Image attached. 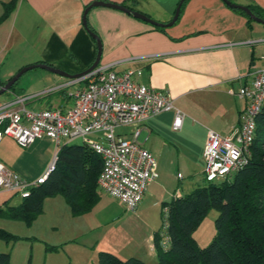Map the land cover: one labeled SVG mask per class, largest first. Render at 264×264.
Segmentation results:
<instances>
[{
    "label": "crops",
    "instance_id": "obj_1",
    "mask_svg": "<svg viewBox=\"0 0 264 264\" xmlns=\"http://www.w3.org/2000/svg\"><path fill=\"white\" fill-rule=\"evenodd\" d=\"M8 1L0 0V17L2 5ZM92 1L18 0L15 10L0 21V79L7 81L23 66L35 63L48 62L61 68L68 66L71 43L83 28V9ZM105 1L126 2L135 10L164 23L172 18L180 0ZM230 2L264 9V0ZM237 9L223 0H186L176 21L164 27V31L149 23L142 24L140 19L117 9L95 6L89 10L88 25L102 41L100 64L109 65L117 72L133 70L137 82L168 90L182 119L180 127L174 129V109L153 115L145 120L138 138L156 158L158 173L148 185L136 208L137 213L133 211L137 216H151V224L146 225L145 231L137 234L136 227L130 223L121 234L112 232L103 238L109 231H103L101 235V230H96L97 221L93 216L100 199L89 212L73 216L61 195L47 197L43 201V212L31 226L39 223L48 232L50 241L47 240V244L60 247L56 252H46L43 248L44 264H94L99 251L111 252L121 259L136 257L148 264L156 259L153 236L161 228L149 209L157 211L164 202L195 188L191 182L185 181L182 186L184 194H180L177 185L180 176L175 172L182 169L190 177L203 174L207 131L225 136L239 126V115L246 101L236 92L251 82L253 69L264 66V24L253 19L248 21L249 16ZM41 78L50 79L45 74ZM67 79H55L52 89L37 94L36 98H40L51 90H59L62 100L57 105L46 103L31 110L69 108L73 100L64 89L70 86L67 84L72 79ZM46 90H49L48 94L43 93ZM41 93L45 95L40 96ZM12 95L8 101L0 98V104L10 102L16 96L26 98V108L33 101L20 87L14 88ZM118 133L125 138L130 136L127 127L118 129ZM16 147L22 148L9 137L0 142V161L6 167L16 168ZM47 167L33 177L8 168L33 180ZM50 231L64 233L56 236ZM42 238L46 240V237ZM117 239H135L137 243L123 246Z\"/></svg>",
    "mask_w": 264,
    "mask_h": 264
},
{
    "label": "built area",
    "instance_id": "obj_2",
    "mask_svg": "<svg viewBox=\"0 0 264 264\" xmlns=\"http://www.w3.org/2000/svg\"><path fill=\"white\" fill-rule=\"evenodd\" d=\"M133 75V70L117 72L109 65L99 64L67 84L70 85L68 96L73 100L67 109L31 110L25 107L24 96L0 104V142L9 137L26 148L46 136L56 145L46 171L33 180L20 176L0 161V191L27 197L54 168L61 140L79 139L102 160L98 188L119 200L125 210L135 211L148 185L158 177L156 158L138 141L144 122L153 115L174 109L172 128L178 129L182 115L168 90L139 83ZM236 95L246 101L239 115V126L225 136L207 131L203 149L206 180L223 179L248 163L256 116L264 108V66L253 69L251 82L241 86ZM125 127L129 128V138L118 133V129ZM166 229L167 208L164 207V223L158 232L164 250L169 245Z\"/></svg>",
    "mask_w": 264,
    "mask_h": 264
},
{
    "label": "trees",
    "instance_id": "obj_3",
    "mask_svg": "<svg viewBox=\"0 0 264 264\" xmlns=\"http://www.w3.org/2000/svg\"><path fill=\"white\" fill-rule=\"evenodd\" d=\"M185 1L181 2L179 13ZM17 2L9 0L3 3L0 21L15 10ZM121 4L135 10L131 4ZM246 6L264 20V9ZM237 10L245 14L241 9ZM248 21L251 18L248 17ZM153 26L164 31V27ZM96 52L94 38L83 27L71 43L68 66L55 67L69 74L81 72L93 63ZM5 82L0 79V87ZM101 167L100 156L86 144L64 142L59 146L54 168L46 180L32 188L27 197L20 198L17 205H10L9 200H5L0 205V217L31 225L43 212L44 199L56 195L64 198L71 215L85 214L100 199L97 177ZM162 207L167 208L169 245L166 250L162 249L159 234L155 232L156 264H264V108L256 116L248 163L242 169L223 179H205L203 184L183 196L164 202ZM210 209L218 211L214 222L215 234L207 246L200 247L193 234ZM16 238L17 235L0 228V239ZM44 246L46 252H56L60 247L47 243ZM0 264H10L8 252H0ZM94 264L148 263L136 257L121 259L111 252L99 251Z\"/></svg>",
    "mask_w": 264,
    "mask_h": 264
},
{
    "label": "rangeland",
    "instance_id": "obj_4",
    "mask_svg": "<svg viewBox=\"0 0 264 264\" xmlns=\"http://www.w3.org/2000/svg\"><path fill=\"white\" fill-rule=\"evenodd\" d=\"M140 22L142 24H148L145 21L140 20ZM43 74L48 76L50 79L43 80L41 78V75ZM55 79L58 81L68 80L67 78L59 76L58 74L36 67L23 73L16 81L17 83L14 85V87L22 88L25 92V95L29 96V100H33L32 103L28 105V109H32V107L38 109L39 106H42L46 103L57 105L59 101L62 100L59 90H51L49 94L47 93V91L49 90H46L43 93H47L48 95H46L45 97L36 98L38 92L40 93V91L42 92L44 89H52V85L56 82L54 81ZM64 90L68 94L70 91V87H66ZM43 93H41L40 96H42ZM0 98L7 101L12 99V90L0 94ZM78 141L79 139L72 141V143H78ZM61 142H63V140H61ZM55 152L56 145L54 140L43 136L34 141L26 148L16 147V168H13V166L10 165H8V167H10L11 169L19 170V172L26 177L30 175L31 177H33L36 176L37 172L44 171L42 169L48 166L49 162L53 159ZM177 173H179L180 176L179 178H177V185L180 186V194H184L182 186L185 181L191 182L193 187L201 185L205 182V177L202 173H198L193 177L185 174L182 169L175 172L176 176ZM175 187L178 186L175 185ZM99 192L100 202L98 204V207L94 209L93 216L97 221L96 223L98 227L96 226V230L98 232L101 230V235L103 231H109V233L104 235L103 238H105V236L109 237L112 232L121 234V230L130 223L132 224V226L136 227L135 230L137 231V234L143 233L147 227L146 225L149 223L151 224L150 215L148 217H146L145 215L137 216V210L135 211L136 213L127 211L123 208L119 200L108 196L101 190H99ZM58 196L60 197V195ZM8 199L10 205H17L20 202V197L18 195H14L13 193L7 191H0V205L4 200ZM148 201L149 199H147V203ZM45 208L47 209V203ZM149 210L150 212H153L154 220L158 221V228H162L164 223V207L158 206L157 211L151 209ZM217 216L218 211L216 209H210L194 231L193 237L198 246L205 247L211 242L215 234L214 222ZM0 228L5 229L11 234L18 236V238L8 241L0 239V252H8L10 254V264H44V242H46L47 240L50 241V238L49 235L46 234L48 232H45L46 230H43L40 227L39 223L31 226L26 225L23 221L20 220L0 217ZM50 233L58 236L61 233H64V231H60L57 233L50 231ZM42 237H46V240ZM117 240V242L123 246H132L133 244L137 243L135 239H129L128 241L121 239ZM68 253L70 252L68 251ZM64 254L65 256H67L66 253ZM152 264H156V259L153 260Z\"/></svg>",
    "mask_w": 264,
    "mask_h": 264
},
{
    "label": "water",
    "instance_id": "obj_5",
    "mask_svg": "<svg viewBox=\"0 0 264 264\" xmlns=\"http://www.w3.org/2000/svg\"><path fill=\"white\" fill-rule=\"evenodd\" d=\"M182 1L183 0L179 1L172 18L168 22L163 23V22H158V21L150 18L149 16H147L146 14H144L140 11L130 9V8H128L122 4H119V3L109 2V1H105V0H93L92 2L87 4V6L83 9L82 16H81L82 26L94 38V40L96 42L97 52H96V56H95L93 63L88 68H86L85 70L78 72V73H75V74L66 73L59 68H56L54 66H51V65H48L45 63H35V64L26 65V66H23L22 68H20V70H18L10 79H8L0 87V94L4 93L6 91H9L11 86L20 78V76L23 73H25L26 71H28L30 69L36 68V67L48 70L49 72L58 74V75L65 77V78L76 79V78L84 76L85 74H87L91 70H93L96 66H98L100 64V60H101V56H102V41H101L100 37L95 32H93L91 30V28L88 26L87 14L92 7L102 6V7L117 9V10H120L122 12H125L127 14L132 15L134 18L145 21L149 24L160 26V27H168V26L172 25L176 21V19L178 18L179 9H180V5H181ZM223 1L231 7L241 9L254 21L264 24V20L257 17L254 13H252V11L247 6L232 3V2H230V0H223Z\"/></svg>",
    "mask_w": 264,
    "mask_h": 264
}]
</instances>
